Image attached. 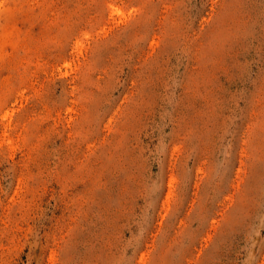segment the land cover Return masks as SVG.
Listing matches in <instances>:
<instances>
[{"label":"rangeland","instance_id":"374dc122","mask_svg":"<svg viewBox=\"0 0 264 264\" xmlns=\"http://www.w3.org/2000/svg\"><path fill=\"white\" fill-rule=\"evenodd\" d=\"M0 264H264V0H0Z\"/></svg>","mask_w":264,"mask_h":264}]
</instances>
